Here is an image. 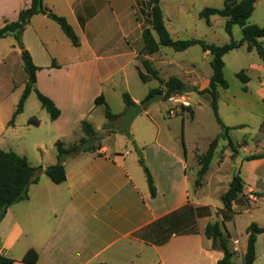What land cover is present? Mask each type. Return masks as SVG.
I'll return each instance as SVG.
<instances>
[{
	"label": "crops",
	"instance_id": "obj_1",
	"mask_svg": "<svg viewBox=\"0 0 264 264\" xmlns=\"http://www.w3.org/2000/svg\"><path fill=\"white\" fill-rule=\"evenodd\" d=\"M163 1H159V6L164 20ZM219 1L224 3L225 0ZM31 2L0 0V28L17 21L20 11L28 8ZM42 2L53 14L64 18L79 39V46L74 47L60 27L41 14L30 19L20 36L24 49L38 68L36 90L49 98L60 114L56 120H51L35 92L31 91L22 112L9 125L24 91L27 75L15 39L12 36L0 39V150L14 152L29 164L32 157L44 161L57 141L69 148L85 137L81 129L83 121L96 133L93 146L97 149L79 150L67 156L63 162L66 180L59 185L45 176L43 171L47 167H41L38 182L29 186L28 199L9 207L0 220V254L20 261L29 249H33L38 255L35 264H217L223 256L220 245L205 236V229L209 224L222 222V203H213L202 191V186L209 183L211 164L201 185H194L200 169L197 158L205 154L208 147L200 153L196 143L186 145L183 117L175 129L171 126L176 123L161 128L160 118L147 110L148 104L142 107V111L149 120L150 125L146 127L149 137L139 140L132 132L131 138L127 137L124 134L129 129L118 131L125 105L116 109L111 106V98L116 94L122 96L126 93L134 104H140L149 91L159 88L156 80L143 83L138 77V70L144 73L140 67L141 59L150 61L153 67V61L156 63L166 56L160 53L161 47L151 56L142 55V30L147 26L149 12L147 0ZM258 3L256 0L250 19ZM248 23L264 26L254 20ZM165 27L167 29L166 24ZM262 43L264 45V39ZM241 47L247 51L246 45ZM203 56L210 55L203 52ZM210 60L211 56L209 63ZM167 65L173 63L167 62ZM256 68L259 73L256 94L264 102V63L260 60ZM171 77L183 83L176 75L159 76L164 81ZM132 78L134 81L138 78L143 86H138L135 96L130 92ZM246 78L244 92L250 85V78ZM208 81V77L204 80L189 78L188 84H183L201 91L207 87ZM32 96L37 105L30 99ZM99 96H103L104 105L95 104ZM187 99L193 119V104L190 96ZM105 105L119 118L108 121ZM172 105L177 113L169 116L167 112V117L173 120L177 115L183 116L181 107ZM179 110L182 114L178 113ZM35 115L41 120L35 119L37 124L30 125L29 121L34 120ZM223 124L230 128L240 127ZM232 131L229 132L230 139ZM116 136H121L119 144ZM237 144L240 145L241 141L234 142V146ZM130 146L137 148L150 172L156 192L154 197L150 195L138 158L131 155ZM225 152L214 173H222L225 162L236 165L232 173L239 172L243 180L242 195L250 204L249 208L242 210L234 203L233 211L236 215L250 214L247 227L251 223L264 227V215H253L257 210L256 203L263 195L264 173L252 168L261 165L264 159L243 161L247 155L241 158L236 155L232 162L231 155ZM189 159L194 164L190 167L195 179L188 176ZM231 178L219 199L228 189ZM231 240L228 235L227 245L234 255V262L239 256L243 260L247 234L241 245L238 242L230 244ZM253 264H264V232L256 238Z\"/></svg>",
	"mask_w": 264,
	"mask_h": 264
},
{
	"label": "trees",
	"instance_id": "obj_2",
	"mask_svg": "<svg viewBox=\"0 0 264 264\" xmlns=\"http://www.w3.org/2000/svg\"><path fill=\"white\" fill-rule=\"evenodd\" d=\"M160 0H147L149 6V12L147 14V26L142 30V39L144 43L142 55L151 56L159 51L160 47H168L175 52H182L192 46H199L203 52H208L211 56L209 63L211 69V76L208 81V85L205 89L197 91L198 95H208L210 98V108L212 110L215 122L220 128L221 135L215 137L208 146L205 154L198 156L197 161L200 167L197 172V178L195 180V187H199L203 180V177L207 173L213 155L218 145L219 137L227 140V145L230 148L233 157L237 151L234 143L229 137V132L231 130H236L240 127H226L218 116L217 99H218V89L226 90L228 89V83L224 78V61L223 57L231 51L246 45L248 52L254 50L258 58L264 63V45L262 40L264 39V26L250 25L248 23L253 10L256 0H225L222 8H203L199 13L198 17L203 19L207 26H210V18L213 16H219L225 19V32L230 35L233 26H238L241 29V39L238 41L230 40L229 43L217 46L213 44H206L205 42L198 39L191 40H172L169 33L165 27L163 20V15L161 8L159 6ZM37 14L45 15L49 19L53 20L62 30L63 34L70 40L74 47L79 46V39L73 32L67 21L53 14L47 7L43 5L42 0H32L30 6L22 11H20L17 21L6 23L2 28H0V39L12 36L17 47L21 51V60L23 64V70L27 75V82L21 98L17 104L16 110L12 116L9 125H12L15 118L22 112L25 100L31 91H34L36 97L41 104V107L49 114L51 120H56L59 117V110L56 108L54 103L38 92L35 88L36 83V71L37 67L32 63L31 57L28 52L24 49L20 36L23 32L25 26L29 23L30 19ZM141 66L144 70L142 73L138 70V77L141 82L146 83L150 80H156L159 83V88L156 90H151L147 96L141 101L142 107L145 105L146 101L155 96L158 93L163 94L162 100H167L171 95H181L182 91L186 88L183 83L174 77L169 78L164 81L159 78L158 72L152 67L150 61L146 59H141ZM236 77L243 83H247V78L243 71L236 74ZM245 90V88H243ZM122 100L126 109L134 105L129 95L126 93L122 94ZM103 96H99L95 99V104L104 105ZM182 111L188 112L192 116V111L190 107H181ZM105 117L108 121L112 122L116 120L117 116L111 114L109 108L105 105ZM30 125H36V120H30ZM81 129L85 137L81 138L76 145L69 148H65L63 143L57 141L55 143L56 164L48 166L45 168L43 173L45 176L56 185L62 184L66 180V174L63 162L65 158L76 151H95L97 148L94 147L96 140V133L93 128L86 122H81ZM264 159V153L253 154L243 158V161H254ZM138 163L142 168V171L146 177L147 185L149 188L150 195L155 196V187L153 184L152 177L142 157H139ZM39 180V173L37 169L32 167L25 158L18 156L11 151L0 150V220L5 215L7 209L17 203L25 201L28 199V189L32 184H36ZM243 180L240 177L239 172L232 175L231 181L229 183L228 189L220 196L222 203V215L221 223H213L206 226L205 236L208 239L217 241L220 245L222 251V258L217 264H236L233 260V253L230 251L227 240V236L223 232L224 222L228 219H232L233 205L237 202V199L243 198ZM257 196V195H255ZM248 201V199H247ZM229 220V221H230ZM264 232V227H258L257 224L251 223L247 229V246L246 251L243 256L241 264H253L255 260V242L259 234ZM38 255L35 250L29 249L20 261L10 259L2 254H0V264H35L37 262Z\"/></svg>",
	"mask_w": 264,
	"mask_h": 264
},
{
	"label": "rangeland",
	"instance_id": "obj_3",
	"mask_svg": "<svg viewBox=\"0 0 264 264\" xmlns=\"http://www.w3.org/2000/svg\"><path fill=\"white\" fill-rule=\"evenodd\" d=\"M223 3L219 0H164L163 1V12L165 13L164 22L167 29L172 34V38H178L179 40H191L198 39L206 44H213L221 46L230 42V40L238 41L241 39V29L238 26H233L231 34L228 35L225 30V19L219 16H214L211 19V25L207 26L203 19L198 17V12L206 7L210 8H222ZM259 25L264 24V0H259L258 5L255 8L252 19ZM178 32L175 34L174 32ZM162 54H165L163 60H158V62L153 61V67L157 70L158 76L162 78L169 77L171 75H176L180 80L186 85L188 84L189 78H194L197 80H204L205 78H210L211 69L209 66V57L203 56V52L199 46H192L185 51L175 52L171 48L161 47ZM158 57H155V61ZM225 63L224 78L228 83V89L222 90L218 89V116L224 123L236 124L237 126L243 125L237 130H233L231 133V139L234 142H240V145H235L236 153L230 159H233L237 155L238 158L248 156L255 153H263L264 151V102H261L257 98L256 90L258 88V70L256 66L259 64L260 60L255 51L247 52L245 48L240 47L234 52H229L223 58ZM167 62H172V66H168ZM143 70L142 66L140 65ZM243 70L244 74L250 78V85L248 91L244 92L242 90L243 83L236 77V74ZM144 71V70H143ZM189 74V75H188ZM264 79V74L263 77ZM129 86L131 89V94L138 92V86L143 88L142 84L136 78L130 79ZM186 98L190 96V100L194 108L193 119L188 112H183L182 115H177L173 120L167 117V112L169 110H175L174 105L166 100L155 101L148 104L146 107L152 112V115L158 116L160 118L161 128H165L166 125L171 123H176L171 126L172 129L177 127L181 121V117L185 121V139L188 145L192 142L196 143L199 152L202 153L206 151L208 143L210 140L217 136H220L219 126L215 122L212 110L210 108L209 97L208 96H198L197 92L183 93ZM32 101L35 105L38 104L36 98L32 96ZM189 100V99H188ZM29 105L31 101L29 100ZM112 108L123 107L124 103L122 96L116 94L111 98ZM232 107V108H231ZM178 113L182 114L179 110ZM41 120L40 117H34V120ZM149 124V120L143 111L139 113L129 126V130L124 134L131 138L132 133L140 139L149 137V133L146 131V127ZM43 127V126H42ZM132 132V133H131ZM114 133L116 135H121L118 132ZM78 134V133H77ZM76 134V135H77ZM79 136V135H77ZM74 136V139L77 138ZM121 136H116V143L119 144L118 140ZM134 141V140H133ZM243 141V142H242ZM218 147L213 155L211 163V173L208 176V185L202 186V191L205 192L213 203L221 205L219 199V194L227 188L228 179L234 174V168L232 163L225 162L221 167L222 173H214L217 167L218 160L221 162L224 159L223 152L232 155L230 148L228 147L227 140L219 137ZM182 143V142H181ZM181 144V148L183 150ZM132 147L131 155L138 158L139 153H137V148ZM48 158L44 161H37L35 157H32L30 164L32 167L37 169V173H42L41 167H48L56 164V151L52 148ZM189 171L188 176L191 179H195V173L190 166H193L191 159L188 161ZM259 173H264V162L261 165H256L252 167ZM141 172V170H140ZM142 173V172H141ZM197 178V177H196ZM196 180V179H195ZM264 183V182H263ZM262 196L256 203V211L253 215L259 214L264 215V184L262 185ZM238 207L249 208L250 204L246 197L237 199L236 202ZM237 210H240L237 209ZM232 219L224 222L223 232L227 236L230 235V244H237L246 240V227L249 222L250 214H240L236 215L235 211ZM222 217V215H221ZM234 219V220H233ZM233 220V223L227 224ZM227 233V234H226ZM228 237V236H227ZM235 241V242H234ZM242 261L241 256L235 257V262L240 264Z\"/></svg>",
	"mask_w": 264,
	"mask_h": 264
},
{
	"label": "water",
	"instance_id": "obj_4",
	"mask_svg": "<svg viewBox=\"0 0 264 264\" xmlns=\"http://www.w3.org/2000/svg\"><path fill=\"white\" fill-rule=\"evenodd\" d=\"M194 91H195V87L189 86V87H186L182 91V93H192ZM161 99H162V94L158 93L155 96L149 98L145 104H150V103L155 102V101H160ZM141 111H142V105H140V104H134V105L129 106L121 117L119 127H118V131L119 132L126 131L129 128V126L131 125L134 118L139 113H141Z\"/></svg>",
	"mask_w": 264,
	"mask_h": 264
},
{
	"label": "built area",
	"instance_id": "obj_5",
	"mask_svg": "<svg viewBox=\"0 0 264 264\" xmlns=\"http://www.w3.org/2000/svg\"><path fill=\"white\" fill-rule=\"evenodd\" d=\"M168 101L180 107H190L189 100L184 96L183 93L181 95H171L168 98ZM176 113L177 112L175 110L168 111L169 116H174Z\"/></svg>",
	"mask_w": 264,
	"mask_h": 264
}]
</instances>
